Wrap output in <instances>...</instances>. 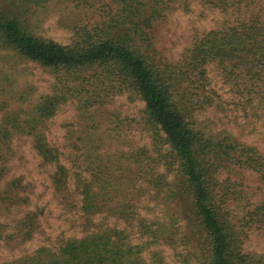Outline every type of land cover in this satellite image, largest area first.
Here are the masks:
<instances>
[{
  "label": "trees",
  "instance_id": "obj_1",
  "mask_svg": "<svg viewBox=\"0 0 264 264\" xmlns=\"http://www.w3.org/2000/svg\"><path fill=\"white\" fill-rule=\"evenodd\" d=\"M190 1L93 0L99 3L96 18L74 25L71 41L62 44L34 34L29 16L57 3L70 8L84 3L89 9L97 4H88V0H3L8 10H0V46L56 76L58 92L41 98L32 125L23 121L15 129L31 135L43 161L56 166L52 175L56 191H68V169L58 149L38 128V121L55 115L70 93L81 95L90 107L102 104L110 94L135 92L144 102L145 124L158 136L155 144L167 146L160 157L166 172H156L157 161L142 165L137 161L144 184L154 191L153 218L139 214L132 192L121 188L126 174L116 176L114 164H97L99 156L93 159L96 169L81 173L72 190L81 201L80 236L59 237L55 244L40 246L5 264H167L162 251L152 247H177L182 230L175 224V215L184 223L185 241L194 245L193 259L198 264H264V254L245 247L251 229L264 230V152L229 132H213L198 118L199 112L220 98L210 87V65L217 67L229 86L235 97L231 104L237 110L250 118L264 115V0H195L218 10L224 20L194 35L181 56L170 61L155 48L154 33L178 5L189 10ZM3 133L7 138L12 132L4 129ZM138 154L139 161L142 156L150 158L145 148ZM245 172L260 180L262 198L255 204L244 177H239ZM20 184V179L13 182L15 188ZM42 213L40 209L27 212L11 230L0 222V242L33 239ZM99 214L105 217L94 223L93 217ZM111 216L130 224L135 221L144 240L132 242L126 228L109 223Z\"/></svg>",
  "mask_w": 264,
  "mask_h": 264
},
{
  "label": "rangeland",
  "instance_id": "obj_2",
  "mask_svg": "<svg viewBox=\"0 0 264 264\" xmlns=\"http://www.w3.org/2000/svg\"><path fill=\"white\" fill-rule=\"evenodd\" d=\"M88 2L97 5L93 9L84 7V3L78 7L72 4L71 8L61 3L41 7L29 16V28L38 36L67 44L72 39L74 25L91 22L98 15L94 10L99 3L93 0ZM190 2L189 10L183 4L178 5L167 20L156 27L154 46L170 61L181 56L191 45L194 35L218 27L224 20L218 10L203 7L195 0ZM1 9L8 10L3 0H0ZM218 71L215 65L208 67L210 87L220 98L216 99L214 106L198 113L200 122L208 125L213 132H229L240 142L256 146L264 152V115L250 118L242 109L237 110L231 104L235 97ZM55 78L39 63L0 46V222L7 224L8 230H11V225L27 212L37 209L43 212L39 216V232L33 239L17 244H8L3 240L0 242V264L30 253L40 246L53 245L59 237L80 236L83 229L81 201L72 190H75L80 175H86L91 168L96 169L93 159L99 156L97 164H114L117 166V170H114L116 176L126 174L121 188L132 192L139 214L150 218L155 215L156 201L151 196L154 191L144 184L137 161L141 165L157 161L154 164L158 166L156 172L164 173L167 168L160 157L166 154L167 146L155 144L154 139L158 136L145 124L144 102L130 90L110 94L102 104L90 107L84 105L81 95L70 93L59 105L55 115L43 122L38 121V128L47 141L58 149L61 163L69 173L68 191L55 190L52 175L56 166L43 161L34 148L31 135L15 130L19 122L26 121L27 125H32L31 120L35 117V109L41 98L58 92ZM4 129L12 132L7 138L3 135ZM141 148L147 150L150 158L142 156L143 159L139 161L136 156ZM118 166L124 168L123 171ZM242 176L253 204L259 202L262 191L258 190L260 180L257 175L245 172L239 176L241 180ZM18 179L21 184L15 188L13 182ZM234 209L241 216L240 208ZM103 217L105 214L96 215L93 222L98 223ZM175 218V224L182 230L178 235L181 241L177 247L162 244L152 248L162 251L167 264H198L193 259L196 252L194 245L185 241L184 223L176 215ZM108 221L111 225L126 228L132 242L140 243L144 240L135 221L130 224L113 216ZM245 247L248 251L264 254V230L251 229ZM145 255L147 259L150 257L148 251Z\"/></svg>",
  "mask_w": 264,
  "mask_h": 264
}]
</instances>
